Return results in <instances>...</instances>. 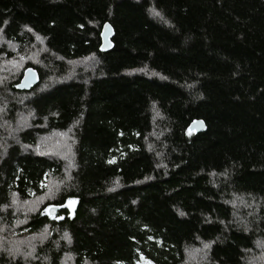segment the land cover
Wrapping results in <instances>:
<instances>
[{
    "label": "trees",
    "instance_id": "16d2710c",
    "mask_svg": "<svg viewBox=\"0 0 264 264\" xmlns=\"http://www.w3.org/2000/svg\"><path fill=\"white\" fill-rule=\"evenodd\" d=\"M37 40L48 70L28 63L1 88V98L25 97L34 120L0 152V225L46 195L48 179L63 184L14 229L24 239L49 229L38 259L0 248V264H59L64 252L73 264H184L205 244V264H245L264 239V208L238 217L230 203L264 202V0H0V57ZM28 68L39 82L17 91ZM193 120L205 132L189 133ZM68 130L72 169L32 151ZM68 201L72 217L44 213Z\"/></svg>",
    "mask_w": 264,
    "mask_h": 264
},
{
    "label": "rangeland",
    "instance_id": "374dc122",
    "mask_svg": "<svg viewBox=\"0 0 264 264\" xmlns=\"http://www.w3.org/2000/svg\"><path fill=\"white\" fill-rule=\"evenodd\" d=\"M1 44L4 43L0 41V45ZM6 48L13 54V57L9 60H7V58L4 56L0 57V152H5L8 150V143L16 145L18 143L17 136L19 132L30 127L34 120L33 114L29 113V110L26 107L25 97L17 98L13 96L12 98H10L8 97L9 94L7 95V93L4 92L3 98H1L2 92L4 91V89L1 88H5L12 81H14L15 77H17L24 66L28 63L40 68L41 71L48 70L46 60L47 57L50 56H46V50L39 40L36 41L34 47L32 45L30 48L24 49L25 53L21 54L19 53L20 51H16V47L11 44L6 45ZM73 68H77V66H75V63L67 65L68 72H70ZM53 83V77H50L48 79V84L50 85ZM6 97H8V101ZM13 100L17 101V108L15 109L14 114L9 116L7 114H10L11 111L6 110V105L13 102ZM4 111L7 112V114L2 116V114H4ZM73 145L74 139L72 137V130H68L65 132L53 131L39 137L36 144L32 147V151L34 153L46 154L62 159L66 161V166L68 170H70L73 167ZM49 182L51 183L49 184ZM45 184V187H49V192L46 195L41 198H35L31 201L22 202V204L18 205L19 211L16 208H13L15 223L12 227L8 228L5 224L0 225V248H2L5 253L10 254L13 257L23 258L26 261H35L38 259L37 249L42 248L44 245L47 246V242L51 239L50 231L48 228L44 229L39 234L29 235L25 239L24 237H26L27 234L14 230L15 228H20L23 226L24 219H27L31 214L35 213L44 204L51 202L53 199L52 195H54L62 187L63 181H58L57 179H48ZM67 203L74 202L68 201ZM230 204H233L236 210V216L238 217L241 216V214L244 212L251 215L253 210L259 213L261 209L264 208L263 201L250 198H233ZM50 207L51 206L49 205L45 207V214H47V210ZM244 225L247 226V223H245ZM54 240H58L56 245L57 247H59V250H61L63 246L68 248L70 244L68 238L65 235H61L58 239ZM259 242H264V239L260 240ZM205 252L206 248H204V246H202V248L200 249L190 248L185 252L186 259L184 264H205ZM63 254L64 255L59 264H73V258L66 252H64ZM146 262L147 261L142 260L138 264H146ZM263 263L264 246H262L260 243H257L256 248L251 253L247 254L245 264Z\"/></svg>",
    "mask_w": 264,
    "mask_h": 264
},
{
    "label": "water",
    "instance_id": "95a60500",
    "mask_svg": "<svg viewBox=\"0 0 264 264\" xmlns=\"http://www.w3.org/2000/svg\"><path fill=\"white\" fill-rule=\"evenodd\" d=\"M112 36H113V30L111 26L108 23H105L102 27V31L100 35L101 37L100 49L102 52H108L111 50ZM38 82H39L38 72L33 68H28L23 72L19 83L15 86V89L17 91H28L34 86H36ZM205 130H206V126L202 120H193L188 126L189 133L199 134L205 132ZM75 208H76L75 203H67L60 206H51L47 210V215L50 220H53L60 211L67 210L69 212V215L72 217L75 213Z\"/></svg>",
    "mask_w": 264,
    "mask_h": 264
},
{
    "label": "snow or ice",
    "instance_id": "6c2138e0",
    "mask_svg": "<svg viewBox=\"0 0 264 264\" xmlns=\"http://www.w3.org/2000/svg\"><path fill=\"white\" fill-rule=\"evenodd\" d=\"M157 15H158V13H157ZM183 213H181V215H182ZM66 235V237H67V234H65ZM258 243H260L262 246H264V242H258ZM209 247V245L208 244H205L204 245V248H208ZM143 259V258H142ZM146 264H150V262H146Z\"/></svg>",
    "mask_w": 264,
    "mask_h": 264
}]
</instances>
